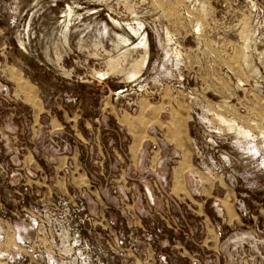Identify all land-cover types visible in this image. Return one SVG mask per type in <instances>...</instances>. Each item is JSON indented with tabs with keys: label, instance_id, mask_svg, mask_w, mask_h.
Listing matches in <instances>:
<instances>
[{
	"label": "rangeland",
	"instance_id": "374dc122",
	"mask_svg": "<svg viewBox=\"0 0 264 264\" xmlns=\"http://www.w3.org/2000/svg\"><path fill=\"white\" fill-rule=\"evenodd\" d=\"M35 96L47 130L27 149ZM103 103L165 169L186 144L185 197L163 169L144 190L111 180L117 128L95 187H69L70 157L66 189L28 184L25 153L53 164ZM0 264H264V0H0Z\"/></svg>",
	"mask_w": 264,
	"mask_h": 264
},
{
	"label": "crops",
	"instance_id": "0c3cea01",
	"mask_svg": "<svg viewBox=\"0 0 264 264\" xmlns=\"http://www.w3.org/2000/svg\"><path fill=\"white\" fill-rule=\"evenodd\" d=\"M25 104L29 111V119L26 122L17 120L16 126L19 139H23L28 149L31 146L30 142L32 140H35V143L40 142V136L41 134L45 135L47 127L45 124L46 120L44 119L45 109L40 99L35 96ZM97 110L98 112L94 115H76L70 118V132L73 140L69 146V152L68 154L60 153L57 157L54 156L56 158H54L53 164L50 163L52 162V159H49L51 157L47 155L40 158L31 152L25 153L21 170L26 175L28 184L34 183L37 186H57L58 188H62L66 183L63 176H61L62 165L70 157L69 160L73 161L75 165L69 187L82 188L84 185L89 184L91 187H95L93 184L96 181L91 179L92 173L96 174V180H99L100 177L104 179L105 175H110V161H108V158L111 156V151L114 152L112 154L113 158L115 156H122V154H117V151H114V149H110L109 137L106 135V132L111 128H117L118 131L127 134L125 136L128 141L124 145V156L121 159V164H118L120 168L114 175L117 179L111 180L121 183L124 189H130L138 183L144 190L148 189V186L142 185L139 181H149L156 174V170L160 172V169H163V173L167 170L171 175L170 190L175 191L177 195L185 197L186 186L184 176L185 171H189L190 168V152L184 150L187 147L184 142L180 144L181 158L178 161L179 164L174 168L171 167L169 170L168 168L165 169L164 156L167 154L159 150H149L148 145H144L146 142H149V139H145L141 134L133 132V127L136 125L132 124V122H127L125 117L121 115L122 113L110 110L108 104L103 103L97 107ZM104 116L106 117L104 118ZM55 120L54 123H51L50 128L53 131H58L63 125L59 118H55ZM12 123L14 122L12 121ZM83 163L87 165L85 167L88 170L82 167ZM51 166L52 170L49 169ZM187 167L188 169H186ZM90 170L93 172H89ZM31 172L39 176L36 181L28 176V173L31 174ZM63 188L66 189L67 186L65 185ZM212 195L211 191L210 196ZM203 196L202 200L205 203L207 197L204 194Z\"/></svg>",
	"mask_w": 264,
	"mask_h": 264
}]
</instances>
